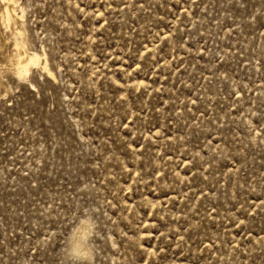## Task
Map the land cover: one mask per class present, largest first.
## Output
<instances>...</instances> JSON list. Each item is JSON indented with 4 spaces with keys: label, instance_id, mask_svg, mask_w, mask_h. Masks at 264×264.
<instances>
[{
    "label": "rangeland",
    "instance_id": "374dc122",
    "mask_svg": "<svg viewBox=\"0 0 264 264\" xmlns=\"http://www.w3.org/2000/svg\"><path fill=\"white\" fill-rule=\"evenodd\" d=\"M0 264H264V0H0Z\"/></svg>",
    "mask_w": 264,
    "mask_h": 264
},
{
    "label": "bare ground",
    "instance_id": "6f19581e",
    "mask_svg": "<svg viewBox=\"0 0 264 264\" xmlns=\"http://www.w3.org/2000/svg\"><path fill=\"white\" fill-rule=\"evenodd\" d=\"M9 5V4H8ZM7 11V17L8 19H10L11 17V13L9 11V6L8 8L6 9ZM3 12V11H2ZM18 46V45H17ZM26 55V54H25ZM40 63V56L38 54H34L32 56H30L27 60H20L18 62V70H19V73L21 75H26L30 68L32 67V65H39ZM44 68V67H43ZM88 233L87 231V228H84L80 231V234L78 235V237L76 238V241L75 243L78 245V244H82L84 245V238L86 236V234ZM82 251H85V247H83Z\"/></svg>",
    "mask_w": 264,
    "mask_h": 264
}]
</instances>
